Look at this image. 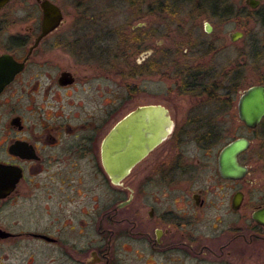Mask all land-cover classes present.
I'll list each match as a JSON object with an SVG mask.
<instances>
[{"label":"flooded vegetation","instance_id":"flooded-vegetation-1","mask_svg":"<svg viewBox=\"0 0 264 264\" xmlns=\"http://www.w3.org/2000/svg\"><path fill=\"white\" fill-rule=\"evenodd\" d=\"M133 1L0 0V264H264V116L236 104L264 0ZM141 76L192 104H123ZM156 109L166 136L114 180L110 131Z\"/></svg>","mask_w":264,"mask_h":264},{"label":"water","instance_id":"water-1","mask_svg":"<svg viewBox=\"0 0 264 264\" xmlns=\"http://www.w3.org/2000/svg\"><path fill=\"white\" fill-rule=\"evenodd\" d=\"M45 10L48 14L47 21L57 20L52 11L49 12L47 8ZM238 104L240 117L246 123L256 125L264 116V84L252 85L246 89ZM150 111L154 112L151 115L156 118L155 121L146 122L143 111L131 112L110 131L106 160L109 174L114 180L124 177L137 161L166 136L167 127L171 125L169 118L158 109ZM161 117L164 123L158 120Z\"/></svg>","mask_w":264,"mask_h":264},{"label":"rangeland","instance_id":"rangeland-1","mask_svg":"<svg viewBox=\"0 0 264 264\" xmlns=\"http://www.w3.org/2000/svg\"><path fill=\"white\" fill-rule=\"evenodd\" d=\"M124 4L133 5L135 4V2L133 0H125ZM247 42V39L245 41H239L234 47V53L232 56L238 53V51L242 50ZM255 53L256 51L252 49V57L249 61L250 66L247 68L244 88L250 85L259 84L261 82L262 70L261 67L260 69L258 68L260 61L254 58ZM125 80L122 85L119 84L120 86H122L119 87V91L122 93L123 104H173L174 107L182 111L193 102L190 97L180 96L175 92L174 89L171 91L170 88H174V83H172V81L169 82L159 77L150 78L148 76H141L139 79H134V83L138 84L139 91L132 95L129 92ZM130 80L131 79H129V81ZM108 88L111 89L110 82L108 84ZM238 99L239 95H237L236 104L238 103ZM111 100L112 98L109 97V103L111 102ZM179 116H182V114H180Z\"/></svg>","mask_w":264,"mask_h":264},{"label":"trees","instance_id":"trees-1","mask_svg":"<svg viewBox=\"0 0 264 264\" xmlns=\"http://www.w3.org/2000/svg\"><path fill=\"white\" fill-rule=\"evenodd\" d=\"M236 80L239 81V79L237 78V76H236ZM261 83H264V76H262V78H261ZM186 87H188V86L186 85Z\"/></svg>","mask_w":264,"mask_h":264}]
</instances>
